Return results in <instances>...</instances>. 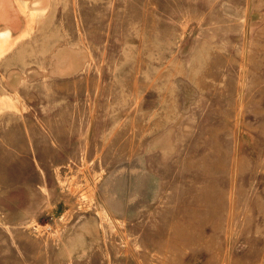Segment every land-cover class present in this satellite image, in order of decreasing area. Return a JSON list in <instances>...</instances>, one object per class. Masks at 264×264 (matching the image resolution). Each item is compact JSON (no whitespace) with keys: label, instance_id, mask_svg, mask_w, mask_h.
I'll use <instances>...</instances> for the list:
<instances>
[{"label":"rangeland","instance_id":"obj_1","mask_svg":"<svg viewBox=\"0 0 264 264\" xmlns=\"http://www.w3.org/2000/svg\"><path fill=\"white\" fill-rule=\"evenodd\" d=\"M9 1L0 264H264V0Z\"/></svg>","mask_w":264,"mask_h":264},{"label":"bare ground","instance_id":"obj_2","mask_svg":"<svg viewBox=\"0 0 264 264\" xmlns=\"http://www.w3.org/2000/svg\"><path fill=\"white\" fill-rule=\"evenodd\" d=\"M14 3V2H13ZM4 8L5 11L7 12H0V13H4V21L0 22H4V23H8L10 25H12L13 19H15L14 16H17V14L15 13V11L11 8V4L9 0H5V4H4ZM22 15V14H21ZM27 18V17H26ZM19 19V17H18ZM19 21V20H18ZM27 22V21H26ZM21 23V22H20ZM4 25V24H3ZM20 29V28H19ZM4 30V29H3ZM6 30V29H5ZM12 29H8L7 31H0V54H2L5 51H8V49L10 47H12L14 45V41H16V39H13V37L10 36V34H13L11 31ZM18 30V29H17ZM14 35H16L14 33ZM9 36V37H8ZM16 38V37H15ZM13 39V40H12ZM5 103V102H4Z\"/></svg>","mask_w":264,"mask_h":264},{"label":"water","instance_id":"obj_3","mask_svg":"<svg viewBox=\"0 0 264 264\" xmlns=\"http://www.w3.org/2000/svg\"><path fill=\"white\" fill-rule=\"evenodd\" d=\"M0 24H1V22H0Z\"/></svg>","mask_w":264,"mask_h":264}]
</instances>
